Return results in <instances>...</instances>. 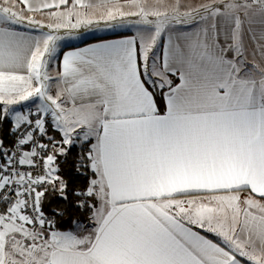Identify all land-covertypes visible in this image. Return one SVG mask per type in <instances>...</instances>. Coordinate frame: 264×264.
I'll use <instances>...</instances> for the list:
<instances>
[{
    "label": "snow or ice",
    "instance_id": "6c2138e0",
    "mask_svg": "<svg viewBox=\"0 0 264 264\" xmlns=\"http://www.w3.org/2000/svg\"><path fill=\"white\" fill-rule=\"evenodd\" d=\"M101 23L139 27L50 76L59 42ZM0 105L17 136L0 140V264H264V0H0ZM92 140L75 166L94 178L73 193L91 225L60 230L68 207L44 210L69 200L57 157ZM37 157L42 173L21 170Z\"/></svg>",
    "mask_w": 264,
    "mask_h": 264
},
{
    "label": "trees",
    "instance_id": "16d2710c",
    "mask_svg": "<svg viewBox=\"0 0 264 264\" xmlns=\"http://www.w3.org/2000/svg\"><path fill=\"white\" fill-rule=\"evenodd\" d=\"M127 33H121V34H113L108 36H102L98 38H90L87 39L81 43H79L76 46L78 47L85 45L87 43L101 40V39H107L110 37H115L119 35H125ZM59 59L60 55L58 56L56 60V70L58 72L59 70ZM159 99V97H158ZM3 110L2 105H0V116H3ZM11 128V116L9 115L7 119L0 120V140L3 141V144L6 148H10L13 142L12 133L10 131ZM48 136L54 137L56 141H59L61 139V135L59 132L53 131L51 128L48 130ZM44 141L50 142L46 137L41 138ZM90 143H93V141H90L89 143H85L81 145V143H75L71 147L65 146L68 148L67 153V159H65L64 156H58L57 157V164L60 167L59 175L65 179L68 183V201L57 199H52L49 203L50 196L45 199V205L44 210L46 213L51 214V209L55 207L65 208L68 207V212L64 216H60L56 218V227L60 230H69L73 228V222L74 221H80L83 224H90L89 216H90V210L84 209L83 211L80 209H77L74 205L75 202L78 199H83L82 197H76L73 193L76 190H84L88 187L89 181L94 178V174L89 168L83 167L77 170L76 163L79 161L81 154H85L88 151V148L90 147ZM52 151V148L50 152ZM86 163V161H85ZM4 208L2 206L1 210Z\"/></svg>",
    "mask_w": 264,
    "mask_h": 264
},
{
    "label": "crops",
    "instance_id": "0c3cea01",
    "mask_svg": "<svg viewBox=\"0 0 264 264\" xmlns=\"http://www.w3.org/2000/svg\"><path fill=\"white\" fill-rule=\"evenodd\" d=\"M102 11H103V8H100V9L97 10L96 14L97 15H100V13ZM207 23L208 24H211V20H209ZM100 25H102V27H98L97 25H95V26H93V27H91L89 29L90 30H99L100 31V30H108L106 28H109V27H106L103 23H101ZM202 26L203 25L196 24V25H179V26H176V27H177L178 31H195L196 28H199V27H202ZM137 27H139V26H137ZM253 27L259 33V31H260V25L257 23ZM113 28H116V29H113L115 31H104L102 33L90 35V36H88L86 38L81 39V41H79V42H77L75 44H71V45H67V46L63 47L58 52V56L60 55V59H59V70H58V72L60 71V64H62V59H63V53L64 52H67V51H75V50H78V49H82V48L88 47L89 45L98 44V43H102V42H105V41H112V40H118V39H124V38H129V37L136 36V34L134 32H132V31L124 30V29H118L117 27H113ZM19 30L22 31V32L32 33L33 35H37L38 34L37 31H35L33 29H30V28H28L26 26H19ZM121 33H127V34H125V35H119V36H115V37H110V38H107V39L96 40V41L87 43V44L82 45V46L73 47L74 45H76V44H78L80 42H83V41H85L87 39H90V38H98V37H102V36H108V35H113V34H121ZM167 40H168V34H165L164 35V38L162 39V43H161V51L159 52V56L155 59L157 63H160L162 61V57H163V47H164V44L167 42ZM223 41H224V36L222 34L221 35V42H223ZM244 43H245L247 60L249 61V63H251L254 60V57L252 55V48L254 47V44H252L249 41V38H248L247 35H245V37H244ZM229 56H231V54H229ZM152 58H153L152 57V54H150L149 66H151ZM58 72H56L55 76L57 75ZM170 78L173 79L175 81V83H179V80H178V78L176 76H171ZM55 82H57V81H55ZM30 103H33V101L23 102L22 104L12 106V108L18 107V108H27V109H33V110H35V104L34 103L33 104H30ZM3 107L4 106L2 105V110H3ZM77 142L80 143V141H77ZM94 142L95 141L93 140V143ZM89 225H91V221H90V224Z\"/></svg>",
    "mask_w": 264,
    "mask_h": 264
},
{
    "label": "rangeland",
    "instance_id": "374dc122",
    "mask_svg": "<svg viewBox=\"0 0 264 264\" xmlns=\"http://www.w3.org/2000/svg\"><path fill=\"white\" fill-rule=\"evenodd\" d=\"M149 2L151 3V0H149ZM169 3H172L173 0H168ZM208 2V0H180V3L182 5V10H185L189 7H196L198 5H201L203 3ZM98 27H102V25H97ZM118 29H124V30H129L134 32L135 34H137V26L136 25H132V24H125L122 26L117 27ZM108 30H90L88 29H80V30H76L71 36H67L65 37V39H63L62 41L59 42V48L57 51V55H56V59L58 58V52L65 46L67 45H71V44H75L79 41H81V39L86 38L90 35H94V34H98V33H102L104 31H115L113 29L116 28H106ZM38 33V32H37ZM165 35V34H164ZM164 35L162 36V38L158 41L157 46L153 49V52L150 53L152 54V61L153 59H156L159 56V52L161 51V43H162V39L164 38ZM81 43V42H80ZM79 44V43H78ZM76 44V45H78ZM74 45V46H76ZM56 59L52 61V63L49 66V75L55 77V74L57 72L56 70ZM57 82H55L54 80L52 81V94L55 95V91H56V87H57ZM33 104V103H30ZM16 111H32L35 112V110L33 109H27V108H18V107H14L13 108ZM93 141V140H92ZM79 143V142H76Z\"/></svg>",
    "mask_w": 264,
    "mask_h": 264
},
{
    "label": "built area",
    "instance_id": "2783aa9c",
    "mask_svg": "<svg viewBox=\"0 0 264 264\" xmlns=\"http://www.w3.org/2000/svg\"><path fill=\"white\" fill-rule=\"evenodd\" d=\"M35 118H36L35 116L32 117L33 120H34ZM11 128H12V120H11ZM11 128H10V130H11ZM12 138H13V142H12L11 147H12L13 145H15V143H16V139H17V136L14 135V134H12ZM40 142L45 143V144H49L48 152H50V150H51V143H50V142H47V141H44V140H42V139H41ZM28 147H31V145H29ZM48 152H44V153H42V155H47ZM36 162H37V164L40 165L39 168H36V169H30V168H28V167L25 166V167L22 168L21 170H22V171H26V172H27V171H32V172H33V175H36V174H40V173H42L43 165H42V161L39 159V157H37ZM82 198L84 199V197H82ZM2 206H4V205H0V210H1Z\"/></svg>",
    "mask_w": 264,
    "mask_h": 264
}]
</instances>
